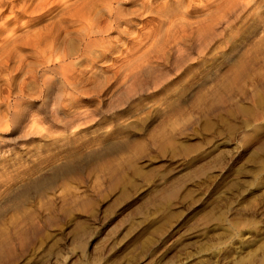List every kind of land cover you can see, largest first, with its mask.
<instances>
[{"label": "rangeland", "instance_id": "rangeland-1", "mask_svg": "<svg viewBox=\"0 0 264 264\" xmlns=\"http://www.w3.org/2000/svg\"><path fill=\"white\" fill-rule=\"evenodd\" d=\"M181 2L123 5L138 58L123 31L86 47L65 20L11 60L0 264H264V0Z\"/></svg>", "mask_w": 264, "mask_h": 264}, {"label": "bare ground", "instance_id": "bare-ground-1", "mask_svg": "<svg viewBox=\"0 0 264 264\" xmlns=\"http://www.w3.org/2000/svg\"><path fill=\"white\" fill-rule=\"evenodd\" d=\"M169 1L170 0H0V76L4 75L7 73V70L10 68V62L13 58H15L17 55H20L22 53H20L22 50H24L25 48H31V49H34V50H37L39 51V53L42 51V46H46L48 45V42L49 44H51L52 42H54L56 39H57V35L58 31H61L62 29L64 30V28H60L61 30H58L56 29L57 25L64 21L65 23V20H68L69 22L71 21L72 23H75V24H78L80 25V27L78 26L76 29L74 27V29L76 30L75 32L78 34L77 36H79V39L81 40L80 37H82L83 40H85L84 42V46H88V43L92 42V41H95L97 44V41L101 40V42L103 43L104 41H106V39L104 40L105 37V34H108L109 31H114V32H122L125 36L127 35L129 37V42H131V46L132 47H129L130 44H127L128 47H126V54L129 55V54H132L134 51H136L137 49H139L142 45L141 43H144L145 41L143 40L144 38L146 39L147 37L145 36L144 37V34H143V41L144 42H141V40H135L134 37H130L129 35V32L133 35L136 34L137 32V29H136V32H134L133 30L130 29V26L132 24V19L136 18H132L130 16H127V13H125L123 11V9H121L122 7H124L123 5H126L127 8H130V7H134L133 13H143V15L145 16V13H152V11H155L160 14V11L162 12L163 10H165L167 8V6H169ZM176 3L175 5H178V7H183V5L180 6V2L182 0H174ZM189 1V0H188ZM172 2V1H171ZM184 3V0L182 1ZM181 2V3H182ZM182 3V4H183ZM190 3V2H188ZM187 3V4H188ZM133 4V6H132ZM171 4V3H170ZM173 5V4H172ZM177 7V6H176ZM173 9V8H171ZM184 9V8H183ZM178 10V9H177ZM187 10V9H186ZM125 11H126V8H125ZM131 11V9H130ZM182 11V10H181ZM184 11V10H183ZM182 11V12H183ZM188 11V10H187ZM154 12V13H155ZM189 12V11H188ZM131 14V12H129ZM185 13V11H184ZM129 14V15H130ZM156 14V13H155ZM162 14V13H161ZM163 14H165L163 12ZM187 14V13H186ZM139 15V14H137ZM142 15V14H140ZM154 15V14H153ZM103 16H105L103 18ZM132 16V15H131ZM179 16V15H178ZM181 16V15H180ZM137 17H140V16H137ZM143 17V16H142ZM157 17V16H156ZM153 16V20L154 18H156ZM164 17V16H163ZM167 17V16H166ZM170 17V16H169ZM167 17V18H169ZM31 18L30 21H27L26 19H29ZM158 18V17H157ZM171 18V17H170ZM184 18V17H183ZM104 19V21H103ZM139 19V18H138ZM152 19V18H151ZM159 19V18H158ZM161 19V18H160ZM177 19V18H176ZM179 19V18H178ZM168 20H171V19H168ZM181 20H182V16H181ZM179 20V22L182 24V21ZM67 21V22H68ZM137 21V20H136ZM148 21V20H147ZM155 21V20H154ZM161 21L163 23V20H158V23L160 24ZM165 21V19H164ZM172 22L174 21L173 19L171 20ZM178 21V20H177ZM70 22V23H71ZM151 23V20L149 21ZM157 22V21H156ZM172 22L170 25L168 26H171L172 25ZM146 23V22H145ZM148 23V24H150ZM167 20H166V23H164V25L166 24V27L167 26ZM179 23V24H180ZM61 24V23H60ZM63 24V23H62ZM154 24V23H153ZM174 24V23H173ZM65 25H67L65 23ZM70 25H73V24H70ZM142 25L144 24H141V26L139 25V27H142ZM162 25V24H161ZM160 25V26H161ZM176 26V24H174ZM64 26V25H63ZM69 26V25H68ZM74 26V25H73ZM123 27V29H119V27ZM148 25H146L147 27ZM151 26V24H150ZM159 26V27H160ZM180 25H177V28L179 27ZM60 27H62L60 25ZM145 27V26H143ZM142 27V28H143ZM154 27V26H153ZM152 27V28H153ZM165 26L164 28L167 29ZM69 28V27H68ZM140 28V29H142ZM151 27H149V29H146L147 31L148 30H151V32L155 31V29L152 31V29H150ZM156 28V27H155ZM55 29H56V32H55ZM59 29V28H58ZM71 29V27L69 28ZM163 29V30H165ZM171 29V27H170ZM169 29V30H170ZM174 29V27L172 28V30ZM176 29V28H175ZM180 29V27L178 28ZM65 30H66V27H65ZM145 29L143 31H145L147 33ZM156 30H160L159 28ZM54 31V32H53ZM69 31V30H68ZM166 31V30H165ZM164 31V33H165ZM72 32V31H71ZM60 33V32H59ZM67 33V32H65ZM75 33V34H76ZM145 33V34H146ZM150 33V31L148 32ZM147 33L148 37H149V34ZM160 33V31H159ZM168 33V31H167ZM166 35H169L167 34ZM170 33V31H169ZM181 33V32H180ZM179 33V34H180ZM184 32H182L181 34H183ZM69 34V33H67ZM66 34V35H67ZM111 34V33H110ZM108 35V37L111 35ZM114 34H117V33H114ZM113 34V35H114ZM122 34V35H123ZM141 34V33H140ZM154 34H157L153 32V34H150L152 35L153 37V40H156L155 38L158 36L156 35L155 38H154ZM162 34V33H161ZM159 34V37L160 35ZM180 34V35H181ZM113 35H112V39H113ZM119 35V34H118ZM118 35H115L116 37H118ZM142 35V34H141ZM141 35H138V32H137V35L136 37H140ZM165 35V34H164ZM59 36V35H58ZM61 36V34H60ZM63 36V35H62ZM74 35H70V37H73ZM163 36V35H162ZM176 36V35H174ZM176 39V37H174ZM178 36V35H177ZM183 36V35H181ZM65 38H69V36H64ZM96 37L99 39L97 40ZM49 38V39H47ZM74 38V37H73ZM107 38V37H106ZM120 38V37H119ZM119 38H115L117 41ZM167 38V37H166ZM178 38V37H177ZM181 38V37H180ZM179 38V39H180ZM64 39V38H63ZM78 39V38H77ZM109 39V38H108ZM121 39V38H120ZM149 39V38H148ZM160 39V38H159ZM162 39V38H161ZM160 39V40H161ZM172 39V37H171ZM174 39V41H175ZM71 40V39H69ZM68 40V41H69ZM147 40V39H146ZM152 40V39H151ZM165 40V39H164ZM178 40V39H177ZM74 41H75V38H74ZM109 41V40H108ZM150 42V39L147 40ZM57 42V41H56ZM78 42V41H77ZM100 42V43H101ZM107 42V41H106ZM110 43L112 41H109ZM119 42H122V41H119ZM154 42V41H152ZM155 42H159L158 40L155 41ZM167 42V41H165ZM178 42V41H176ZM68 43V42H67ZM72 43V42H71ZM81 43V42H80ZM93 43V42H92ZM116 43V41H115ZM124 43H125V39H124ZM146 43V42H145ZM148 43V42H147ZM147 43H146V46H147ZM151 43V42H150ZM160 43V42H159ZM169 43V42H168ZM175 43V42H174ZM99 44V43H98ZM97 44V45H98ZM111 44L114 45V43L112 42ZM117 44V43H116ZM123 44V43H121ZM153 44V43H152ZM158 44V43H157ZM163 44V43H162ZM170 44V43H169ZM57 45V43H56ZM59 45L61 46L60 42H59ZM63 45V44H62ZM81 45V44H79ZM144 45V44H143ZM159 45V44H158ZM161 45V44H160ZM60 46H58L57 48H59L60 50L63 48H60ZM75 47V50H73L74 54H78L76 53V50H78L79 52V49H77V46L76 44L73 45ZM73 46H71L70 48H72ZM90 46V44H89ZM100 46H102V44H100ZM116 46V45H115ZM114 46V47H115ZM124 46V44H123ZM145 46V45H144ZM146 46L144 49H146ZM168 46V45H167ZM176 46V45H175ZM73 47V48H74ZM80 47V46H78ZM108 47H110V45L108 44ZM112 47V46H111ZM113 47V48H114ZM125 47V46H124ZM155 47V46H153ZM152 47V48H153ZM29 48V50H30ZM53 48V47H52ZM56 48V49H57ZM68 48V46H67ZM66 48V50H67ZM91 48V47H89ZM88 48V49H89ZM106 48V47H104ZM147 48H149L147 46ZM45 49V48H44ZM64 49V48H63ZM83 49V48H82ZM86 49V48H85ZM87 49V50H88ZM103 49V48H102ZM101 49V50H102ZM118 49V47H117ZM142 50H144L143 48H141ZM150 49V48H149ZM148 49V50H149ZM49 50V49H48ZM46 50V51H48ZM52 50V49H51ZM55 50V48H54ZM59 50V52H60ZM65 50V51H66ZM106 51L108 50L105 49ZM151 50V49H150ZM146 51V54L147 52L150 54V51ZM160 50V48H159ZM165 50V49H164ZM182 50V49H181ZM28 51V50H26ZM64 51V50H63ZM92 51V49H91ZM125 51V50H124ZM123 51V52H124ZM25 52V50L23 51ZM52 52V51H50ZM58 52V54H60ZM68 52H71V51H67ZM81 52V51H80ZM99 52V51H98ZM140 52V50L138 51ZM143 52V51H142ZM164 52V51H163ZM20 53V54H19ZM33 53V52H32ZM37 53V52H36ZM49 53V52H48ZM65 52L66 55H69ZM72 53V52H71ZM83 53V52H81ZM97 53V52H96ZM42 54V53H40ZM40 54H38L37 56H39ZM57 54V55H58ZM86 54V53H85ZM102 54H103V51H102ZM116 54H119L116 52ZM136 54V53H135ZM135 54H132V55H135ZM140 54V53H138ZM136 54V55H138ZM23 55V54H22ZM135 55V56H136ZM141 55H143V53H141ZM140 55V56H141ZM25 56V55H24ZM40 56H43V55H40ZM45 56V55H44ZM43 56V57H44ZM90 57H92L91 55H88ZM87 56V57H88ZM94 56V55H93ZM96 56V55H95ZM119 56V55H117ZM134 56V57H135ZM54 57V58H53ZM52 58L55 59L56 57L53 56ZM60 57V56H59ZM63 57V55L61 56ZM67 57V56H65ZM100 57V56H99ZM98 57V58H99ZM121 58L123 57L120 56ZM129 57V56H128ZM133 57V56H132ZM137 58L139 57L136 56ZM51 58V57H50ZM49 58V59H50ZM58 58V56H57ZM86 58V56H85ZM94 58V57H92ZM97 59V56L95 57ZM94 58V59H95ZM117 58V57H116ZM145 58V56H144ZM144 58H141V60H143ZM48 59V58H47ZM81 58H79L80 60ZM89 59V57H88ZM91 59V58H90ZM89 59V60H90ZM111 59V58H110ZM124 59V58H123ZM133 59V58H132ZM19 60V59H18ZM45 60V59H44ZM43 60V61H44ZM57 60V59H56ZM59 60V59H58ZM64 61V59H62ZM83 60V59H82ZM86 60V59H85ZM84 60V61H85ZM89 60H86V61H89ZM93 60V59H91ZM16 61V60H15ZM60 61V60H59ZM22 62V61H20ZM24 62V61H23ZM38 62V61H37ZM53 62V61H52ZM119 62V61H118ZM130 62H132V60H130ZM134 62V61H133ZM132 62V64H134ZM19 63V62H18ZM51 63V62H50ZM15 64H17L15 62ZM20 65H22V63H19ZM24 64V63H23ZM48 64V63H47ZM52 64V63H51ZM69 64V63H68ZM67 64V65H68ZM72 63H70L69 65H71ZM128 64V63H127ZM141 64V63H140ZM144 64V63H143ZM142 64V65H143ZM55 65V64H53ZM59 65V64H58ZM131 65V64H129ZM145 65V64H144ZM143 65V66H144ZM19 66V65H18ZM16 65V67H18ZM136 66V65H135ZM141 66V65H140ZM42 67V66H41ZM44 68H46L45 66H43ZM120 67V66H119ZM134 67V66H133ZM49 67H47V70H48ZM132 68V66H131ZM143 69H145L144 67H142ZM142 68L141 69H137L136 72H138L139 70L142 71ZM32 69V68H31ZM41 69V68H40ZM43 69V68H42ZM66 70V67H63L62 68V72H64L63 70ZM68 69V68H67ZM84 71V69H82ZM121 70V69H120ZM134 70V68L132 69V71ZM24 71V70H23ZM34 71V70H33ZM43 71V70H42ZM60 71V73H61ZM71 71H73L72 69H68V73H70ZM77 71V70H76ZM79 71V70H78ZM131 70H129L130 72ZM135 71V70H134ZM139 71V72H140ZM144 71V70H143ZM44 72V71H43ZM58 72V71H56ZM134 72V73H136ZM75 73V72H73ZM84 73V72H83ZM124 73V72H123ZM67 74V72L65 73ZM80 74H82L80 72ZM74 75V74H73ZM132 75V74H131ZM130 75V76H131ZM62 75L60 74L59 77H61ZM67 76V75H66ZM133 76V75H132ZM4 77V76H3ZM46 78V75L44 76ZM68 77V76H67ZM66 77V78H67ZM77 77V76H76ZM75 77V79H76ZM1 78V77H0ZM72 78V77H71ZM78 78V77H77ZM133 78V77H132ZM130 78V79H132ZM64 79V78H63ZM70 79V77H69ZM5 80V79H4ZM48 80V79H47ZM128 80V79H127ZM1 81V80H0ZM69 81V80H68ZM67 81V82H68ZM73 81V79H72ZM75 81V80H74ZM73 81V82H74ZM78 81V80H77ZM82 81V80H80ZM8 82V81H7ZM76 82V81H75ZM47 83V82H46ZM71 83V82H70ZM78 83V82H77ZM68 85V83H65ZM20 85V84H19ZM75 85H77L75 83ZM74 85V86H75ZM73 87V85H72ZM76 89V88H75Z\"/></svg>", "mask_w": 264, "mask_h": 264}]
</instances>
